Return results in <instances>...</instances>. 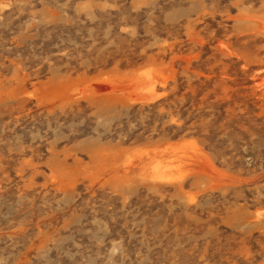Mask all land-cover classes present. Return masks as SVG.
I'll list each match as a JSON object with an SVG mask.
<instances>
[{"label":"rangeland","instance_id":"374dc122","mask_svg":"<svg viewBox=\"0 0 264 264\" xmlns=\"http://www.w3.org/2000/svg\"><path fill=\"white\" fill-rule=\"evenodd\" d=\"M0 264H264V0H0Z\"/></svg>","mask_w":264,"mask_h":264},{"label":"bare ground","instance_id":"6f19581e","mask_svg":"<svg viewBox=\"0 0 264 264\" xmlns=\"http://www.w3.org/2000/svg\"><path fill=\"white\" fill-rule=\"evenodd\" d=\"M154 97H156V96H153V98H154ZM148 98H149V97H148ZM148 98H147V99H148ZM145 99H146V98H145ZM145 99H144V100H145ZM154 99H155V98H154ZM154 99H152V100H154ZM150 100H151V99H149V101H150Z\"/></svg>","mask_w":264,"mask_h":264}]
</instances>
